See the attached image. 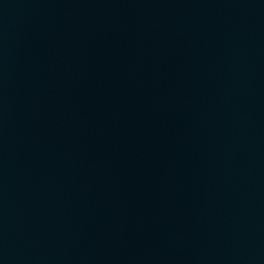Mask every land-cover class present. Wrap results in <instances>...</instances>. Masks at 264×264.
I'll return each instance as SVG.
<instances>
[{
    "label": "water",
    "instance_id": "obj_1",
    "mask_svg": "<svg viewBox=\"0 0 264 264\" xmlns=\"http://www.w3.org/2000/svg\"><path fill=\"white\" fill-rule=\"evenodd\" d=\"M0 264H264V0H0Z\"/></svg>",
    "mask_w": 264,
    "mask_h": 264
}]
</instances>
